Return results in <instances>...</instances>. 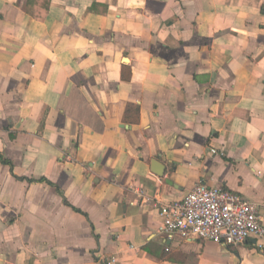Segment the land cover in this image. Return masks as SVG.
Returning a JSON list of instances; mask_svg holds the SVG:
<instances>
[{
    "label": "crops",
    "instance_id": "0c3cea01",
    "mask_svg": "<svg viewBox=\"0 0 264 264\" xmlns=\"http://www.w3.org/2000/svg\"><path fill=\"white\" fill-rule=\"evenodd\" d=\"M199 180L264 225V0H0V264H264L159 231Z\"/></svg>",
    "mask_w": 264,
    "mask_h": 264
},
{
    "label": "built area",
    "instance_id": "2783aa9c",
    "mask_svg": "<svg viewBox=\"0 0 264 264\" xmlns=\"http://www.w3.org/2000/svg\"><path fill=\"white\" fill-rule=\"evenodd\" d=\"M159 214V231L168 236L233 246L249 238H264V225L256 203L229 189L209 186L202 180L183 198L161 203Z\"/></svg>",
    "mask_w": 264,
    "mask_h": 264
},
{
    "label": "water",
    "instance_id": "95a60500",
    "mask_svg": "<svg viewBox=\"0 0 264 264\" xmlns=\"http://www.w3.org/2000/svg\"><path fill=\"white\" fill-rule=\"evenodd\" d=\"M162 174H163V172H162Z\"/></svg>",
    "mask_w": 264,
    "mask_h": 264
}]
</instances>
